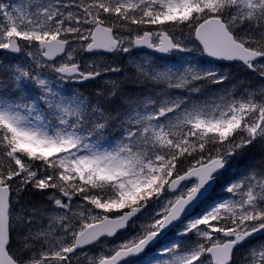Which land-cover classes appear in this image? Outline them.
I'll list each match as a JSON object with an SVG mask.
<instances>
[{
	"label": "snow or ice",
	"instance_id": "1",
	"mask_svg": "<svg viewBox=\"0 0 264 264\" xmlns=\"http://www.w3.org/2000/svg\"><path fill=\"white\" fill-rule=\"evenodd\" d=\"M0 264H264V0H0Z\"/></svg>",
	"mask_w": 264,
	"mask_h": 264
},
{
	"label": "trees",
	"instance_id": "2",
	"mask_svg": "<svg viewBox=\"0 0 264 264\" xmlns=\"http://www.w3.org/2000/svg\"><path fill=\"white\" fill-rule=\"evenodd\" d=\"M129 87H131V86H129ZM87 90H89V91H90V90H91V86H88V89H87Z\"/></svg>",
	"mask_w": 264,
	"mask_h": 264
}]
</instances>
